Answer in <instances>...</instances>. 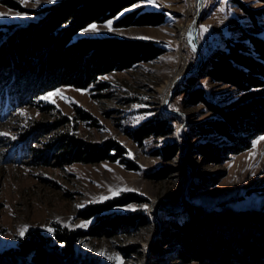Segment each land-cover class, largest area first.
Returning <instances> with one entry per match:
<instances>
[{"label": "rangeland", "instance_id": "374dc122", "mask_svg": "<svg viewBox=\"0 0 264 264\" xmlns=\"http://www.w3.org/2000/svg\"><path fill=\"white\" fill-rule=\"evenodd\" d=\"M11 1L19 10L0 0V29L38 23L45 16L44 9L60 0ZM241 1L251 9L264 6L257 0ZM195 3L196 0H140L116 17L89 24L75 39L148 40L163 51L126 69L101 75L83 89L61 86L40 93L31 104L15 110L0 123V137L5 140L0 143V253L13 249L30 233L52 236L56 230L67 229L80 233L75 252L83 263L215 264L179 257L177 244L167 237L172 220L182 222L187 210L210 220L228 213L264 214V134L252 139L248 147L229 153L234 144L225 142L223 137L195 133L197 125L217 116L202 104H187V94L179 91L182 80L190 75L188 71L199 63L195 43L201 50L213 31L219 38L215 48L229 38L245 40L243 32L264 38V18H256L254 25L232 0H204L193 41V28L189 25L182 32L179 26L193 23ZM138 7L163 14V21L116 25L122 15ZM92 25H96L95 31L90 30ZM208 55L202 56V61ZM180 69L183 77L176 88L167 91L166 100L174 88L175 97L165 104L163 87ZM198 82L205 96L226 110L264 96V86L238 90L207 77H200ZM43 105H53L54 110L42 114ZM77 110L88 118L81 117ZM154 113L168 119L173 132L138 144L129 132ZM59 117L68 122L60 123ZM40 119L49 127L42 129L36 147H42L67 128L87 146L103 147L111 140L124 148V153L112 161L92 163H57L54 159L41 163L32 160V150L22 153L18 162L19 152L3 157L9 142ZM207 142L220 148L216 157L208 160L195 152ZM172 143L176 149L166 157L163 149ZM127 160L134 167H129ZM106 203L111 207L85 215L89 209ZM153 203L157 205L151 214ZM142 214L147 219L143 225L124 222L127 217Z\"/></svg>", "mask_w": 264, "mask_h": 264}, {"label": "trees", "instance_id": "16d2710c", "mask_svg": "<svg viewBox=\"0 0 264 264\" xmlns=\"http://www.w3.org/2000/svg\"><path fill=\"white\" fill-rule=\"evenodd\" d=\"M138 1L60 0L44 9L45 16L38 23L0 29V123L6 121L15 110L31 104L40 93L61 86L83 89L101 75L126 69L162 53L163 48L148 40L74 37L89 24L116 17ZM232 1L248 15L254 25L256 18H264V6L251 9L241 0ZM257 1L264 5V0ZM3 3L19 10V6L11 0H3ZM162 21L163 14L143 11L142 7H138L122 15L116 25L158 24ZM243 34L245 40L229 38L223 46L215 48L203 59L197 72L182 80L179 88L180 93L187 94V104H202L217 116L197 125L195 133L223 137L225 142L234 144L229 153L248 147L252 139L264 134V96L226 110L205 96L198 79L207 77L238 90L264 86V38L246 32ZM40 109L42 114L50 113L54 106L43 105ZM77 111L81 117L88 118L84 112ZM58 121L64 124L68 122L65 117H59ZM48 127L40 119L30 128H23L18 139L9 142V150L3 157H9L10 153L16 156L19 152L18 162L22 153L32 150V160L41 163H47L48 159H54L57 163H92L112 161L124 153V148L111 140L103 147L87 146L67 128L60 131L55 139L43 143L42 147H36L39 134ZM172 132L171 122L154 113L129 135L139 144L150 137ZM4 141L0 137V143ZM175 149L172 143L163 152L166 157H170ZM219 150L217 145L207 142L201 143L195 152L208 160L215 158ZM110 151L115 153L110 154ZM126 163L134 167L131 161L127 160ZM109 207L110 204L106 203L89 209L85 215ZM250 215L228 213L223 218L210 220L187 210L182 222L172 220L167 237L177 244L178 255L184 261L196 259L215 264H264V214ZM126 219L124 222L127 224L147 223L144 214ZM79 234L67 229L56 230L52 236L37 231L30 233L16 247L0 253V264H90L81 262L76 255L75 243Z\"/></svg>", "mask_w": 264, "mask_h": 264}, {"label": "bare ground", "instance_id": "6f19581e", "mask_svg": "<svg viewBox=\"0 0 264 264\" xmlns=\"http://www.w3.org/2000/svg\"><path fill=\"white\" fill-rule=\"evenodd\" d=\"M204 0H196V3H195V8H194V11H193V15L195 17V15H197V13H199L200 11L203 10V7H204V3H203ZM203 12V11H202ZM194 19V18H193ZM190 25V26H189ZM192 27V31H191V38H193L195 36V33H196V28L194 27V24L190 21V23H185L182 26H179V29H182V32H185V30L187 29V27ZM180 36V39L182 38L180 33L178 34ZM185 37V36H184ZM188 37V36H187ZM227 41V40H226ZM184 68V67H182ZM183 69H180L178 70L177 72L173 73L171 75V77L169 78L170 80H168V82L166 83V85L163 87V91H164V94H163V101H166V97H167V91L170 90L171 88H173L174 86H176V81L180 78V76L183 74L181 71ZM182 158V155L181 157ZM181 160V159H180ZM182 164V162H181ZM181 195V190L178 192V196ZM177 198H175L176 200ZM157 204L153 203L150 208H149V211L150 213L152 214L153 212V208L156 206Z\"/></svg>", "mask_w": 264, "mask_h": 264}, {"label": "water", "instance_id": "95a60500", "mask_svg": "<svg viewBox=\"0 0 264 264\" xmlns=\"http://www.w3.org/2000/svg\"><path fill=\"white\" fill-rule=\"evenodd\" d=\"M201 12H202V11H200L199 13H197V15H195V17H194L193 23H194L195 28H196V24H197V19L199 18V15L201 14ZM192 40H193V41L195 40V36L192 38ZM191 43H192V41H191ZM195 51H196V54H197V56H198L199 63L196 65V67H195L194 69L188 71L187 74H191V73L196 72V71L198 70V68H199V66H200V64H201V62H202L201 50H200V47H199L196 43H195ZM182 77H183V76H181V77L179 78V80H178V82H177L175 88L177 87V85H178V83L180 82V80L182 79ZM175 88H174V89H175ZM174 89L171 91L170 96H168L167 100L165 101V104H167V103L169 102L170 99H172L173 97H175V91H174ZM164 107H165V105H164Z\"/></svg>", "mask_w": 264, "mask_h": 264}, {"label": "built area", "instance_id": "2783aa9c", "mask_svg": "<svg viewBox=\"0 0 264 264\" xmlns=\"http://www.w3.org/2000/svg\"><path fill=\"white\" fill-rule=\"evenodd\" d=\"M218 36L217 34L213 31L211 33V38L209 40H207L203 47L201 48V56H206L208 55L212 50L215 49V46L218 43Z\"/></svg>", "mask_w": 264, "mask_h": 264}, {"label": "snow or ice", "instance_id": "6c2138e0", "mask_svg": "<svg viewBox=\"0 0 264 264\" xmlns=\"http://www.w3.org/2000/svg\"><path fill=\"white\" fill-rule=\"evenodd\" d=\"M16 15H20L19 13H17ZM111 21H109L108 22V27H109V30L111 31L112 29H111ZM89 29H85V31H88ZM90 30H92V31H95L96 30V25H92L91 27H90ZM51 95V94H50ZM262 139H264V138H262ZM146 207V206H145ZM50 231H51V229H49ZM21 235H23V231H21ZM115 259H119V257H115Z\"/></svg>", "mask_w": 264, "mask_h": 264}]
</instances>
